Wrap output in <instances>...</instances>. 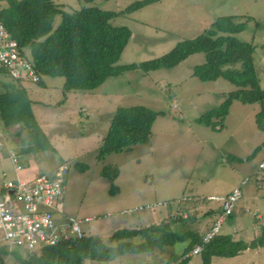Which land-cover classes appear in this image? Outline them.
I'll use <instances>...</instances> for the list:
<instances>
[{"label":"rangeland","instance_id":"obj_1","mask_svg":"<svg viewBox=\"0 0 264 264\" xmlns=\"http://www.w3.org/2000/svg\"><path fill=\"white\" fill-rule=\"evenodd\" d=\"M138 1L142 0L55 3L68 13L83 7L118 13ZM4 6L5 1H0V7ZM225 16L246 24L245 30L235 37L255 46V65L264 89V0H160L132 14L115 17L112 25L131 32L117 66L159 58L178 43L201 35L217 18ZM60 23L61 16H56L53 30ZM204 61V54L198 53L171 69L146 75L129 71L107 79L94 91L64 92L61 77H44L41 85L20 83L54 150L23 156L24 168L15 173L9 152H19L26 133L17 127L3 130L0 124L5 144L0 154V181L49 176L62 163L67 164L70 172L65 191L56 200L61 214L55 219L60 222L67 216L94 218L81 226L83 234L99 237L108 247L114 246L110 236L117 230L161 224L166 225L168 232L196 231L203 235L206 225L215 223L222 214L219 202L211 199L225 198L240 187L241 196L233 214L220 226V233L233 241L250 243L264 228V181L255 176L264 153V133L258 130L255 119L260 107L235 100L221 130L196 123L197 118L219 107L229 93L237 90L223 79L202 82L193 77V68ZM10 85L17 86V82L0 65V93ZM135 106L160 113L151 128L149 143L98 162L96 155L112 115L118 108ZM75 162L88 169L78 171ZM104 167L119 171L114 183L119 188L116 196L110 195V183L100 175ZM246 178L248 181L241 185ZM156 204L161 206L124 213ZM186 245L176 243L151 253L123 255L107 263L86 260L83 264H163L170 254L181 255ZM11 251L21 252L16 248ZM5 263L17 264L12 256H7ZM187 264H202L200 254L191 253ZM211 264H264V248H251L232 258L213 257Z\"/></svg>","mask_w":264,"mask_h":264},{"label":"trees","instance_id":"obj_2","mask_svg":"<svg viewBox=\"0 0 264 264\" xmlns=\"http://www.w3.org/2000/svg\"><path fill=\"white\" fill-rule=\"evenodd\" d=\"M0 1H5V6L0 7V22L15 41L20 53L30 59L39 77L36 84L41 85L44 77H61L64 79V92L94 91L111 77H118L129 71H139L146 75L160 69H171L191 55L202 53L205 61L193 68V77L202 82L223 79L237 90L229 93L219 107L197 118L196 123L212 130H221L230 106L236 100L244 105H259L255 116L256 126L264 133V89L260 87L256 70L255 46L235 37L246 28L245 23L236 22V17L217 18L204 33L178 43L159 58L117 66L131 38V32L126 27L112 25V20L160 0L138 1L118 13L92 7L68 13L55 0ZM85 1L90 3L92 0ZM56 16H61V23L53 30ZM14 81L17 86H5L6 90L0 93L1 128L6 130L17 127L26 133L22 138L21 149L14 152L22 158L33 153L53 151L35 119L32 101L26 89L19 86L22 83L20 80ZM159 114L142 106L118 108L111 117L96 160L102 162L111 154L131 152L136 145L148 144L151 128ZM263 146L264 143L261 147ZM232 160L241 161L238 158ZM74 167L81 172L88 169L78 162L74 163ZM69 172L70 168L66 180ZM100 175L110 183V195L119 194V188L114 184L119 177L118 169L104 167ZM165 226L161 224L143 229L117 230L110 236L113 247L106 246L99 237L85 234L31 254L0 247V264H6L7 256H12L17 264H83L86 260L107 263L123 255L151 253L173 247L176 243L187 245L181 255L171 254L164 264H187L192 251L202 245L203 235L196 231L168 232ZM138 238L143 239L140 243H135L134 240ZM255 247L264 248V228L261 235L250 243L233 241L230 236L219 234L210 243L203 245L200 256L202 264H211L213 257L232 258Z\"/></svg>","mask_w":264,"mask_h":264},{"label":"built area","instance_id":"obj_3","mask_svg":"<svg viewBox=\"0 0 264 264\" xmlns=\"http://www.w3.org/2000/svg\"><path fill=\"white\" fill-rule=\"evenodd\" d=\"M0 65L6 69L13 80L37 83L39 77L35 73L29 58L23 56L15 41L6 32L0 22ZM5 144L0 136V154ZM15 173H20L24 166L22 159L14 151L9 152ZM67 164H62L49 176H38L29 181L0 182V247L11 250L16 248L23 253L31 254L42 248L53 247L58 243L81 237V226L95 220L94 218L75 219L63 217L60 222L55 217L61 214L56 200L65 191ZM256 180L264 181V159L257 165ZM260 176V177H259ZM248 178L244 179V185ZM241 196L240 187H236L225 198H212L220 204L221 216L203 235L202 245L197 246L192 254H200L203 245L210 243L220 233V226L226 217L233 214L236 203ZM161 205L147 206L138 210L153 209Z\"/></svg>","mask_w":264,"mask_h":264},{"label":"crops","instance_id":"obj_4","mask_svg":"<svg viewBox=\"0 0 264 264\" xmlns=\"http://www.w3.org/2000/svg\"><path fill=\"white\" fill-rule=\"evenodd\" d=\"M257 70V69H256ZM258 111H259V108H258ZM258 111H257V113H258ZM4 152V151H3ZM3 152H2V154H3ZM264 159V153L261 155V157H260V159H259V161H258V163L260 162V161H262ZM3 176H4V173H3ZM17 179H18V177H17ZM1 182V181H0ZM243 182V181H242ZM219 209H221V208H219ZM214 222V221H213ZM211 223V224H209V225H206V229H205V231L203 232V235L214 225V223ZM225 223V222H224ZM221 234V233H220ZM224 235V234H223ZM171 255V254H170ZM169 255V256H170ZM165 262H163V264H164Z\"/></svg>","mask_w":264,"mask_h":264}]
</instances>
